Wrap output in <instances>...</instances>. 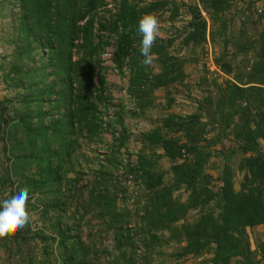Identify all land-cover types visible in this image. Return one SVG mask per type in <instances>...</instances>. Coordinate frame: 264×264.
Segmentation results:
<instances>
[{
	"label": "trees",
	"instance_id": "1",
	"mask_svg": "<svg viewBox=\"0 0 264 264\" xmlns=\"http://www.w3.org/2000/svg\"><path fill=\"white\" fill-rule=\"evenodd\" d=\"M240 1H248L250 8L264 0ZM233 2L197 0L187 6L190 21L183 32V47L196 50L223 43L216 65L231 80L211 84L203 80L201 86L209 92L195 113H172L141 137L144 150L137 156L138 164L128 165L126 173L136 175L134 182L143 188L146 199L142 208L132 211L119 207V196L127 191L112 180V171L121 165L119 151L130 137L122 122V108L116 112V122L123 132L107 158L110 168L99 166L90 189L81 187L80 180L67 179L74 172L73 155L79 138L102 141V110L107 112L112 104L102 52L112 39L114 68L121 75L128 69V92L140 113L154 104L156 91L184 83L187 59L171 54L174 39H156L152 63L160 72L155 74L151 65L143 64L137 25L143 16L163 11L170 12L171 22L177 21L186 5L176 0H120L116 13L105 11L108 20L100 17V10L108 6L106 0H0V10H8L13 17L14 32L6 36L15 48L11 61L3 57L0 63L1 80L13 94L0 101L5 163L0 194L3 189L11 194L26 188L27 211H38L36 202L44 208L39 215L42 227L34 230L29 220L24 228L0 238L4 247L17 245L26 255L24 246L31 240L34 248L40 241L44 264H99L102 253L108 257L105 264H152L155 251L172 243L177 245L176 260L209 252L212 264H264V239L256 240L255 251L249 250L246 240L248 230L264 227V10L257 15L262 25L257 40L241 47L244 54L252 51L253 58L239 63L228 59ZM207 111L211 112L209 121L203 122L201 114ZM212 132L217 134L209 140ZM225 137H232L236 146L223 155L222 187L215 191L204 172L215 157L213 149ZM158 150L163 155H157ZM237 154L242 156L238 170L244 174L239 191L234 188L230 165ZM163 157L172 163L167 172L157 168ZM35 168L38 172L32 175ZM179 191L187 194V200L174 198ZM94 212L99 225L107 228L106 234L113 236L117 255L97 250V245L82 239L84 218ZM192 212L197 215L190 222ZM132 217L138 225L142 223L140 229L128 227ZM97 236L103 244L102 234Z\"/></svg>",
	"mask_w": 264,
	"mask_h": 264
},
{
	"label": "rangeland",
	"instance_id": "2",
	"mask_svg": "<svg viewBox=\"0 0 264 264\" xmlns=\"http://www.w3.org/2000/svg\"><path fill=\"white\" fill-rule=\"evenodd\" d=\"M120 0H106L108 6L105 10H100V17H105L110 19L109 15L105 11H111L116 13V7L118 6ZM137 1V0H130ZM172 1V0H170ZM180 5L185 4L186 6L181 7L180 18L177 21L171 22L169 20L170 12H157L151 14L155 16L159 21L160 34L157 38L159 39H174V45L171 48V54L180 57L181 59H187L184 70L186 74V79L183 84L175 85L169 87L168 89H161L154 93V104L145 112L140 113L137 109L136 100L130 96L128 92L129 87V77L130 73L128 69H124V75H121L115 70V66L112 59V53L114 50L115 38L110 41V46H108L102 52V68L104 69V75L108 81L109 92L112 97V104L108 111L103 113V130L101 132L100 138L101 142L90 143L88 140L79 138L76 153L73 155V173H70L69 180H80L81 187L88 186L93 183L95 176L100 171L99 166L101 165L110 168L107 158L111 153L116 150V138H119L123 132L122 126L116 122V112H120L121 108L123 112L121 113L122 122L124 123V128L129 133V140L126 142L125 146L119 151V165L118 170L112 171L113 185L126 188V193H121L119 196V207L121 209H130L132 211L142 208L145 203L146 195L143 188L134 182L136 175H130L126 173L127 166H136L137 156L144 150V144L141 141V137L147 133H151L156 126L160 125V122L164 117L174 113L182 116L191 115L195 113L198 108V102H201L207 95L205 86H201L203 80H207L209 84L213 81L219 83H224L227 80H231V77L223 72V70L216 65V58L221 54L223 43L221 45L213 46L212 44H207L204 48H196L194 50L192 47H183L182 42L184 39V30L190 21V16L188 13L187 6L194 5L197 0H176ZM247 2H241L240 0H234L233 8L229 17H233V21L229 27V34L227 40L229 48V58H234L236 62L242 63L243 60H251L253 58V52L244 54L241 52L242 46L249 41L253 43L257 40L258 34L262 30V25L257 22V15L264 10V1H257L256 4L250 8L246 6ZM15 12H18V6L14 7ZM258 10V11H257ZM102 14V15H101ZM204 16H206L204 14ZM98 18L95 19V28L98 27ZM247 23H246V22ZM13 17L10 15L8 10H0V63L3 57L8 58V62L11 61L15 49L10 42L7 43V39L10 36L7 34H13L12 30ZM107 36V34H104ZM16 35L12 36L15 39ZM114 37V36H113ZM221 42H224L220 40ZM97 42V40H96ZM81 44V43H80ZM79 44V45H80ZM77 58L75 57V60ZM237 64V63H236ZM153 72L155 74L159 73L160 70L157 66L152 63L150 64ZM243 65V64H241ZM2 71H0V101H3L6 97H12L13 94H9L1 80ZM214 87H210V92H213ZM211 112H203L202 121L208 122ZM217 125V124H216ZM215 125V126H216ZM216 132H212L207 138L213 139L216 136ZM264 147V142H262ZM232 137H225L222 143L217 145L213 152L215 157L213 158L211 164L207 167L204 175L207 176V182L209 187L217 191L222 187V182L219 181V177L223 169V155L228 149L235 147ZM150 151H146L149 154ZM223 153V154H222ZM157 155H163L161 150L157 151ZM242 156L237 154L232 157L230 165L233 169L234 175V188L239 191L241 188V181L243 180L244 174L239 172L238 165ZM6 162V161H5ZM5 163H3V152L2 145L0 144V175L2 174L1 169ZM172 163L167 158H161L158 160L157 168L159 171H169ZM66 169H69L67 167ZM38 172L35 168L33 173ZM170 180V175L167 174L166 181ZM119 182V183H118ZM111 184L109 186V191L115 190ZM89 187V186H88ZM121 187L118 191L121 190ZM91 187H89L90 189ZM85 192L84 198H88V193L90 190ZM9 195V190L3 189L2 194H0V199H4ZM174 198L187 200V194L182 192H177ZM142 200V201H141ZM141 203L139 204V202ZM36 207H40L38 211L28 210L29 220L32 223L33 229H39L42 227L39 215H42L43 207L39 202L35 203ZM75 208V205H72ZM83 213V211H81ZM95 212L91 213L84 218L82 229L80 231L82 239L92 245H97V250L108 249L114 256L117 252L114 247V240L111 234H106V227L99 225V220L96 219ZM194 212L189 215L188 220L192 222L195 217ZM66 216H70V212ZM132 222L128 226L131 229L135 227L139 228L140 225L137 224L136 217H132ZM92 227V229L88 228ZM140 229V228H139ZM15 231H9L6 236L11 235ZM102 234V239L104 243H100V239L97 235ZM165 238L169 237L168 233L164 234ZM31 234L27 235V237ZM135 236V235H134ZM32 237V236H31ZM136 237V236H135ZM140 237H137L139 239ZM264 239V227L260 226L254 230L247 231L248 248L250 251L256 250V240ZM39 241V240H38ZM16 243V242H14ZM35 243V242H34ZM30 240L28 244L24 246L27 251L26 255L22 254V249L17 245L9 244V247H4V242L0 240V264H44L41 261L42 257V244L39 241L38 246L32 248L34 245ZM138 244V250L142 253L143 248L141 243ZM42 245V246H41ZM177 245H162L160 249L155 251L153 255L152 264H212L213 253L205 252L201 254V257H187L183 260H176L173 254ZM33 249V250H32ZM160 251V252H159ZM139 254V251H138ZM173 256V257H172ZM108 257L102 253L101 262L105 264ZM99 263V264H100Z\"/></svg>",
	"mask_w": 264,
	"mask_h": 264
},
{
	"label": "clouds",
	"instance_id": "3",
	"mask_svg": "<svg viewBox=\"0 0 264 264\" xmlns=\"http://www.w3.org/2000/svg\"><path fill=\"white\" fill-rule=\"evenodd\" d=\"M137 34L140 40L139 52L144 65H150L153 59L152 47L160 34L159 21L153 15H145L137 25ZM29 193L26 188H20L0 199V238L6 236L9 231L22 229L29 222V214L26 208Z\"/></svg>",
	"mask_w": 264,
	"mask_h": 264
}]
</instances>
